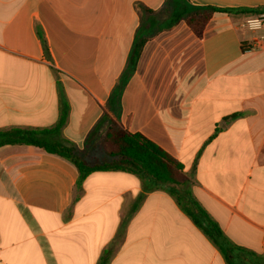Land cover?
<instances>
[{"label":"crops","instance_id":"obj_1","mask_svg":"<svg viewBox=\"0 0 264 264\" xmlns=\"http://www.w3.org/2000/svg\"><path fill=\"white\" fill-rule=\"evenodd\" d=\"M190 7L232 12L198 37L179 22ZM250 11L264 0H0V131L49 129L68 103L60 137L88 161L118 121L183 165L233 244L264 256V48L250 50ZM78 180L41 148H0V264H98L107 250L109 264H227L152 180Z\"/></svg>","mask_w":264,"mask_h":264},{"label":"trees","instance_id":"obj_2","mask_svg":"<svg viewBox=\"0 0 264 264\" xmlns=\"http://www.w3.org/2000/svg\"><path fill=\"white\" fill-rule=\"evenodd\" d=\"M216 12H232L211 7H190L179 17L198 37H202L205 27ZM257 14L258 11H250ZM148 38L137 37L129 61V74L135 71L138 59ZM69 117L68 103H62L60 117L56 125L49 129L13 128L0 131V148L7 145H29L60 156L73 163L79 171L77 187L96 172H125L141 179H150L163 187L176 201L181 210L194 225L218 248L227 264H264V256L233 244L217 222L194 197L192 179L184 172V167L158 145L142 134L125 130L118 121H112L105 139V159L89 162L60 135ZM234 118V117H233ZM112 250L101 256L98 264H109Z\"/></svg>","mask_w":264,"mask_h":264},{"label":"built area","instance_id":"obj_3","mask_svg":"<svg viewBox=\"0 0 264 264\" xmlns=\"http://www.w3.org/2000/svg\"><path fill=\"white\" fill-rule=\"evenodd\" d=\"M257 19L264 20V12H260L255 15L249 16L245 20V26L249 31L253 33L261 34L259 37L255 39L254 44L252 45V47H250V50L264 48V25H262L259 29H255L254 22ZM249 21L253 22V28L249 27Z\"/></svg>","mask_w":264,"mask_h":264},{"label":"rangeland","instance_id":"obj_4","mask_svg":"<svg viewBox=\"0 0 264 264\" xmlns=\"http://www.w3.org/2000/svg\"><path fill=\"white\" fill-rule=\"evenodd\" d=\"M169 5H172V3H170ZM104 139L105 136L102 138V140L97 142V147H94L93 149H89V151L85 154L89 162L101 161L106 158L104 154L106 151L104 146ZM82 157L86 158L84 156Z\"/></svg>","mask_w":264,"mask_h":264},{"label":"clouds","instance_id":"obj_5","mask_svg":"<svg viewBox=\"0 0 264 264\" xmlns=\"http://www.w3.org/2000/svg\"><path fill=\"white\" fill-rule=\"evenodd\" d=\"M262 25H264V20L257 19L254 22L255 29H259ZM249 27L253 28V22L249 21Z\"/></svg>","mask_w":264,"mask_h":264}]
</instances>
